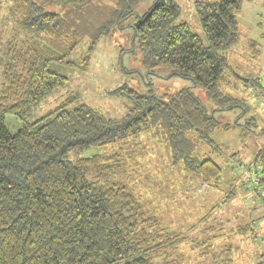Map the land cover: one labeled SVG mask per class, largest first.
Returning a JSON list of instances; mask_svg holds the SVG:
<instances>
[{"label": "trees", "instance_id": "obj_1", "mask_svg": "<svg viewBox=\"0 0 264 264\" xmlns=\"http://www.w3.org/2000/svg\"><path fill=\"white\" fill-rule=\"evenodd\" d=\"M59 1L79 6L89 2ZM243 1L195 2L207 45L181 20L176 0H154L134 25L143 66L151 72L166 70L167 78L182 77L202 88L217 102L210 112L185 88L168 95L141 96L130 91L137 101L120 119L74 103L71 97L31 119L32 111L47 96L68 83L67 76L50 68L51 62H71L67 52H60L65 48L61 41L66 33L64 19L45 12L38 1L22 0L17 23L42 39L49 55L28 44L18 53L17 42L12 41L9 62L2 64L8 71L0 83V264H233L240 247L235 242L254 239L253 225L264 217L230 228L227 234L221 225L209 226L205 216L196 224L197 236L188 238V229L195 225L175 230L166 222L169 210L157 211L146 204L143 185L138 188L133 182L138 177L130 163L132 155L120 148L141 140V134H155L163 124L172 167H182L214 187L223 184L222 168L205 157L206 150L202 154L198 150L210 147L217 152L219 145L211 134L240 125L237 120L221 125L216 112L250 109L246 98L226 88L225 80L237 71L225 52L239 39L237 15ZM98 37L93 38L90 51ZM248 78L243 83L254 80ZM8 117L19 124L14 133L7 126ZM260 133L264 134V127ZM92 150L96 152L86 155ZM257 158V178L242 182L264 208V196L259 193L264 191V152ZM231 178H238L234 171ZM183 201L177 198L167 206ZM238 237L243 239L234 240ZM257 264H264V254Z\"/></svg>", "mask_w": 264, "mask_h": 264}, {"label": "rangeland", "instance_id": "obj_2", "mask_svg": "<svg viewBox=\"0 0 264 264\" xmlns=\"http://www.w3.org/2000/svg\"><path fill=\"white\" fill-rule=\"evenodd\" d=\"M35 1L41 4L45 12L57 13L64 19L66 33L62 34L61 41L65 48L60 52H67L71 63L51 62L50 68L67 76L68 83L47 96L32 111L31 119L56 108L69 97L75 98L74 103L86 104L109 118L120 119L137 101L130 91L149 96L174 94L190 88L208 112L218 107L215 100L190 80L178 76L167 78L168 71L158 69L151 72L143 66L138 39L134 36V25L138 22V17H142L152 7L154 0H89L82 6L68 5L59 0ZM176 1L181 9V20L187 22L207 45L201 20L195 10V2L200 0ZM1 3L0 83L4 80V73L8 71V67H3L2 64L9 62L7 56L12 47L10 42H17L15 45L18 53L28 44L43 55H49L48 51L45 52L43 40L26 33L17 23L23 8L22 0H1ZM237 18L239 39L236 45L225 52L231 67H235L237 71H230L234 77L230 74L225 78L226 88L238 97L246 98V105L250 109L246 113H243V107L216 112L215 118L221 125L234 124L236 120L240 125L230 130L218 129L211 134V139L219 145L217 152L210 147L198 150L201 154L206 150L205 157L222 168L223 184L218 183L220 186L214 187L201 182L182 167H172V150L165 141V135H162L165 129L163 124L155 134H141V140L120 148L125 154L132 155L130 163L137 168L138 177V181L134 179L133 182L139 185L138 188H141L140 184L143 185L146 204L157 211L160 208L169 210L171 215L167 214L169 220L166 222L170 221L171 228L175 230H185L186 227L195 225L188 229V238L197 236L200 227L197 228L196 224L205 216L209 226L221 225L226 228L227 234L230 228L251 223L253 218L264 217V208L260 207L262 203L246 190L242 182L244 179L257 178V156L264 152V134L260 133L264 127V0H244ZM103 27L104 32H101ZM96 34H99L97 43L90 51L89 47ZM69 35L68 41L66 37ZM43 38L45 39L44 35ZM51 50L55 51L53 48ZM236 74L245 78L252 77L254 80L249 84L243 83ZM252 117L255 118L254 121L247 126ZM7 126L14 133L19 124L13 117H8ZM118 148L115 147V150L119 151ZM95 152L96 150H92L86 155ZM156 169H160V175ZM231 170L237 179L231 178ZM162 172L168 175H163ZM259 193L264 196V191ZM177 198L185 199L186 202L167 206L170 201L177 202ZM263 223L264 219L254 223V239L234 238L236 241L240 238L243 240L235 242L240 247L234 254L233 264L260 262L264 254ZM189 247L191 246L188 244L187 248Z\"/></svg>", "mask_w": 264, "mask_h": 264}, {"label": "water", "instance_id": "obj_3", "mask_svg": "<svg viewBox=\"0 0 264 264\" xmlns=\"http://www.w3.org/2000/svg\"><path fill=\"white\" fill-rule=\"evenodd\" d=\"M237 75V77H239L241 80H243V81H246V82H248L249 81V79L248 78H245V77H243V76H241V75H239V74H236Z\"/></svg>", "mask_w": 264, "mask_h": 264}, {"label": "built area", "instance_id": "obj_4", "mask_svg": "<svg viewBox=\"0 0 264 264\" xmlns=\"http://www.w3.org/2000/svg\"><path fill=\"white\" fill-rule=\"evenodd\" d=\"M254 181H255V179H254Z\"/></svg>", "mask_w": 264, "mask_h": 264}]
</instances>
